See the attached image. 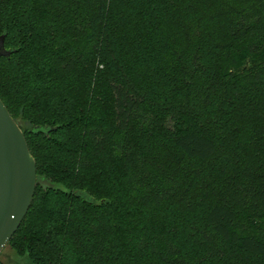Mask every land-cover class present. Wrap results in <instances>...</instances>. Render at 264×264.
<instances>
[{
    "label": "trees",
    "instance_id": "16d2710c",
    "mask_svg": "<svg viewBox=\"0 0 264 264\" xmlns=\"http://www.w3.org/2000/svg\"><path fill=\"white\" fill-rule=\"evenodd\" d=\"M0 46L16 264H264V0H0Z\"/></svg>",
    "mask_w": 264,
    "mask_h": 264
},
{
    "label": "water",
    "instance_id": "95a60500",
    "mask_svg": "<svg viewBox=\"0 0 264 264\" xmlns=\"http://www.w3.org/2000/svg\"><path fill=\"white\" fill-rule=\"evenodd\" d=\"M36 186V164L24 134L0 100V253L25 218Z\"/></svg>",
    "mask_w": 264,
    "mask_h": 264
},
{
    "label": "rangeland",
    "instance_id": "374dc122",
    "mask_svg": "<svg viewBox=\"0 0 264 264\" xmlns=\"http://www.w3.org/2000/svg\"><path fill=\"white\" fill-rule=\"evenodd\" d=\"M0 261L2 262V264H16L17 257L9 247H5L4 250L0 253Z\"/></svg>",
    "mask_w": 264,
    "mask_h": 264
}]
</instances>
